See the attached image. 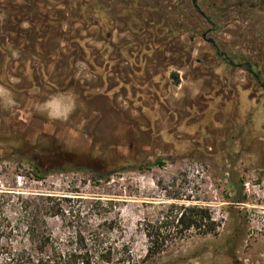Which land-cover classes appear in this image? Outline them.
Returning <instances> with one entry per match:
<instances>
[{
  "label": "rangeland",
  "instance_id": "obj_1",
  "mask_svg": "<svg viewBox=\"0 0 264 264\" xmlns=\"http://www.w3.org/2000/svg\"><path fill=\"white\" fill-rule=\"evenodd\" d=\"M195 4L0 0V195L67 198L56 239L99 226L135 264H264V87L245 70L264 83V0ZM61 93L67 117L38 110ZM183 208L215 229L185 230Z\"/></svg>",
  "mask_w": 264,
  "mask_h": 264
},
{
  "label": "trees",
  "instance_id": "obj_2",
  "mask_svg": "<svg viewBox=\"0 0 264 264\" xmlns=\"http://www.w3.org/2000/svg\"><path fill=\"white\" fill-rule=\"evenodd\" d=\"M213 47L216 55L222 57L214 43ZM245 69H248L247 65ZM254 75L259 78V73ZM11 195H0V264H135L129 248L108 243L111 231H101L99 226L84 230L74 228L63 239H56L47 220L54 217L62 219L61 203L67 198L48 195L16 197L14 201ZM242 200L244 197L235 202L241 203ZM8 213L16 217L12 220ZM178 215L177 222L185 230L197 226V221L210 219L206 211L197 208H183ZM214 229L215 223L209 221L204 233ZM156 245L155 242L150 243L146 259L160 252L161 248Z\"/></svg>",
  "mask_w": 264,
  "mask_h": 264
},
{
  "label": "clouds",
  "instance_id": "obj_3",
  "mask_svg": "<svg viewBox=\"0 0 264 264\" xmlns=\"http://www.w3.org/2000/svg\"><path fill=\"white\" fill-rule=\"evenodd\" d=\"M14 103L12 97L3 94L0 97V107L8 109ZM77 105L74 95L61 93L48 97L42 104L38 106V110L45 113L50 119H62L71 114Z\"/></svg>",
  "mask_w": 264,
  "mask_h": 264
},
{
  "label": "flooded vegetation",
  "instance_id": "obj_4",
  "mask_svg": "<svg viewBox=\"0 0 264 264\" xmlns=\"http://www.w3.org/2000/svg\"><path fill=\"white\" fill-rule=\"evenodd\" d=\"M192 5H193L195 8H197V6H196V4H195V0H192ZM110 38H111V35H105V40L109 41ZM208 42L213 46V43H214V42H213L211 39H208ZM214 45H215V43H214ZM215 46H216V45H215ZM213 48H214V47H213ZM236 67H242V65H241V64H237ZM245 70H247L248 73H249L250 75H252V77L254 78V80L256 81V83H258L260 86L264 87V83H263L262 80H261L260 73H259V78L257 79V78L255 77L254 74H257L258 72L252 70L249 66H248V69H245Z\"/></svg>",
  "mask_w": 264,
  "mask_h": 264
}]
</instances>
